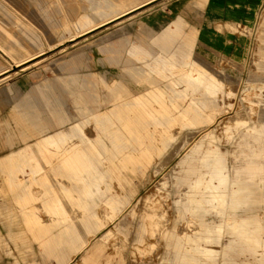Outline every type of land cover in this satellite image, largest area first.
<instances>
[{
  "label": "rangeland",
  "instance_id": "374dc122",
  "mask_svg": "<svg viewBox=\"0 0 264 264\" xmlns=\"http://www.w3.org/2000/svg\"><path fill=\"white\" fill-rule=\"evenodd\" d=\"M41 68L53 125L0 149V264H264V0H0V84Z\"/></svg>",
  "mask_w": 264,
  "mask_h": 264
},
{
  "label": "crops",
  "instance_id": "0c3cea01",
  "mask_svg": "<svg viewBox=\"0 0 264 264\" xmlns=\"http://www.w3.org/2000/svg\"><path fill=\"white\" fill-rule=\"evenodd\" d=\"M132 20L133 19H130L124 22L129 23ZM124 22L120 23L121 25L114 26V28H112L111 30H106V32L102 36V39H109L116 35L118 32L123 31L122 29L124 28ZM171 22V26L164 28V30L158 35V37L153 38L154 44H156L163 50L168 51V41L173 38V35H182L186 39L185 42L187 41V44L190 45L189 42L194 37V34L196 35V30L192 29L191 32L186 33V31H184L183 29L185 19L181 16L176 17ZM110 45V47L112 48L115 47L116 43L112 41L110 42ZM78 47H82V44H80ZM144 52L145 51L143 50V48H141L136 42H132L128 48V53L130 56H138L140 54L142 55ZM105 57L108 58V56ZM48 61L41 63V65L45 66ZM0 73L2 72L0 71ZM5 75L0 76V82L6 80V78L9 77V74L7 76ZM113 79H117L116 74L114 75L103 73L99 75L98 80L101 83L107 84L110 80ZM49 80L50 76L48 75L47 71L41 68L22 71L14 78L0 84V124L3 123L2 126L9 127V129L5 132L7 137L3 138V140H0L1 142H3L1 143L3 145H0V149L2 151L14 149L16 147L14 144L15 142H22L25 139L23 137H27V135L32 132V130L28 128L23 129V125H30V127L36 126L39 120L43 121L39 122L43 124V127H49L50 125H53V115L51 113H47L48 108L46 102V96L48 94V87L50 83ZM117 83L118 81L116 83L114 82L113 86H115ZM30 117L37 118L38 121L36 120V124H33L34 122ZM15 118L20 119V121L15 120ZM57 119L60 118L57 117ZM69 119L70 118H68L67 120ZM16 126H20L21 129H16ZM15 135L17 137H15ZM29 139L27 138L25 140Z\"/></svg>",
  "mask_w": 264,
  "mask_h": 264
},
{
  "label": "bare ground",
  "instance_id": "6f19581e",
  "mask_svg": "<svg viewBox=\"0 0 264 264\" xmlns=\"http://www.w3.org/2000/svg\"><path fill=\"white\" fill-rule=\"evenodd\" d=\"M125 3H127V2H125ZM128 5H130V4H128ZM152 6V5H151ZM155 8V7H154ZM147 10V9H146ZM145 11V10H144ZM123 13V12H122ZM124 13H126V11H124ZM141 14H142V11L140 12ZM147 13V12H146ZM121 14V13H120ZM136 14H130V15H128L127 17H126V19H131V17H133V16H135ZM116 25H118V24H116ZM2 48V47H1ZM36 55H38V54H35V55H30L28 58L26 57V58H21V59H18V60H16V63H14V65H18V64H22V63H24V61H27L28 59H30V58H32V57H34V56H36ZM47 57H42V58H39V59H37V60H35V61H33L32 63H37V64H39V63H43V62H45V61H47ZM25 65V64H24ZM21 66L22 68H24L25 66ZM8 74H6L5 76H7ZM216 82V81H215ZM216 83H218V82H216ZM69 130V129H68ZM67 130V128H66V130H64V128H62V129H60V130H58L57 131V134H56V137H54L55 139H59V140H62V139H65V137L69 134L68 131ZM47 137H53V134H50V135H48ZM55 140H52V142H54ZM206 152H209L208 150L206 151ZM82 157H84L83 156V154H82V151L81 150H79V149H74L72 152H70V154L67 156V158H68V160H67V163H69V164H76V165H78L79 166V164H81L80 163V161H81V159H82ZM25 200V199H24ZM26 201V200H25ZM156 226H157V224H156V222L154 221L153 222V224H151L150 225V229L152 230V232H155L156 231Z\"/></svg>",
  "mask_w": 264,
  "mask_h": 264
}]
</instances>
